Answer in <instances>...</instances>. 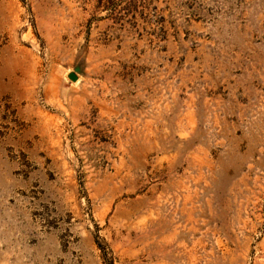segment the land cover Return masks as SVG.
<instances>
[{
    "label": "rangeland",
    "instance_id": "obj_1",
    "mask_svg": "<svg viewBox=\"0 0 264 264\" xmlns=\"http://www.w3.org/2000/svg\"><path fill=\"white\" fill-rule=\"evenodd\" d=\"M0 264H264V0H0Z\"/></svg>",
    "mask_w": 264,
    "mask_h": 264
},
{
    "label": "water",
    "instance_id": "obj_2",
    "mask_svg": "<svg viewBox=\"0 0 264 264\" xmlns=\"http://www.w3.org/2000/svg\"><path fill=\"white\" fill-rule=\"evenodd\" d=\"M77 70V69H76ZM68 78L70 79V80H72V81H75L76 79H77V76H76V74L74 73V72H70V73H68Z\"/></svg>",
    "mask_w": 264,
    "mask_h": 264
}]
</instances>
